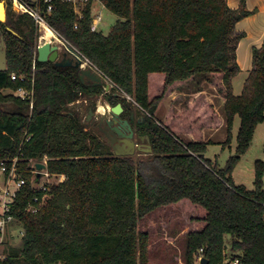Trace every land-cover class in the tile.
<instances>
[{
	"label": "trees",
	"instance_id": "trees-1",
	"mask_svg": "<svg viewBox=\"0 0 264 264\" xmlns=\"http://www.w3.org/2000/svg\"><path fill=\"white\" fill-rule=\"evenodd\" d=\"M99 1L118 18L106 35L90 30L91 3L78 20L70 5L53 1L45 22L108 78L118 95L81 83L74 67L38 62L37 25L30 16L14 17L8 11L6 22H0L7 61L6 71H0V160L20 157V174L26 180L9 211L22 225L21 249L0 264H148L147 235L137 232L138 222L185 201L196 210L191 221L204 226L185 235L184 264H193L199 249L208 264H222L226 239L231 258L240 264H264V164L255 163L253 190L236 186L230 176L264 121V41L252 49V69L241 94L232 92V79L239 73L236 45L244 36L235 32V25L251 12L243 0L236 10L226 0ZM46 6L41 4L44 13ZM11 74L32 77L31 111L28 101L2 95L5 89L29 87L11 81ZM198 76L221 92L225 144L234 116L240 119L235 156L223 169L204 159L210 142L202 141L200 126L191 128L199 117L195 106L200 98L178 117L180 123L172 119L175 129L155 117L165 90ZM123 94L145 112L142 119L134 118ZM95 97L111 106L121 104L120 118L138 136L148 137L152 153L115 157L78 114L64 112L82 98ZM186 129L192 141L177 136ZM44 157L48 173L65 180L50 188V199L38 213L30 214L25 208L41 193L31 189L29 160Z\"/></svg>",
	"mask_w": 264,
	"mask_h": 264
},
{
	"label": "rangeland",
	"instance_id": "rangeland-1",
	"mask_svg": "<svg viewBox=\"0 0 264 264\" xmlns=\"http://www.w3.org/2000/svg\"><path fill=\"white\" fill-rule=\"evenodd\" d=\"M4 3L6 14L10 11L14 17L19 16L13 11L9 2L7 0H0ZM83 7H81L82 9ZM92 16L96 14V12L101 13V22L99 24V30L102 34H108L109 30L113 26L114 22L118 20V18L110 13L107 9L103 8L101 5L97 3V1H93L91 4ZM6 22V19L5 21ZM1 22V23H4ZM34 30V40L37 45L42 44L43 41L40 39V31L39 26L35 27ZM63 42V41H62ZM61 51H64L62 48ZM206 81V82H203ZM203 83V84H202ZM211 83L212 87L209 85ZM104 85V84H103ZM186 85V86H185ZM205 86L206 91L203 95L210 97L211 100L208 99V103L214 109V112L219 115L223 114L222 106H221V96L220 91L214 85V82H209L201 78V76L193 78V80H189L186 84H183L175 91L171 93L170 89L165 90L163 92V100L158 104L155 117L161 122L167 109L169 107L176 106L182 112L188 111L187 105L188 99L191 98L190 94H181L178 96V90H182L184 93H188V91L194 90L196 88H202L201 86ZM209 87V88H208ZM109 93L119 94L118 90H114V88L110 87ZM232 92L234 96H239L242 92V89L236 88ZM162 93V92H161ZM160 90H154V94H161ZM214 95H212V94ZM9 90L2 91V95H9ZM176 94V95H175ZM183 98L184 100H180ZM98 99L101 100V103H98ZM86 100L82 98L80 103H76L74 107L67 106L64 109L65 113H74L78 114L81 118V122L88 126L87 129L93 130L98 137L101 135L97 131V117L100 115L97 113L98 104H107L109 105L102 97L92 98L91 104H84L82 101ZM131 103V109L133 116L136 120L142 119L144 115V111L141 110L132 100H127ZM202 101V100H201ZM201 101L197 102L195 106L196 111H198L202 118V111H204V107H201ZM79 105V106H78ZM84 105L86 106L84 108ZM88 105V106H87ZM161 105V106H159ZM194 109V107H193ZM92 110L97 116H92L88 121V111ZM202 110V111H201ZM165 111V112H164ZM85 126V127H86ZM212 126V125H211ZM240 126V119L237 115L234 116L231 128V136L228 144L224 142H217L222 133L219 131L215 134V137L208 142L205 148V152L203 153L204 159L211 162V164L216 165L218 169H223L229 160L230 157L235 156V148H236V136ZM216 126H213V128ZM214 132L207 131L206 136L209 134H213ZM221 133V134H220ZM180 139L183 141H190L188 137H184L182 133L177 134ZM99 137V138H100ZM226 139V138H225ZM192 141V140H191ZM138 142V141H137ZM143 155V153H139L136 156ZM261 162L264 164V121L259 123L253 133V137L251 143L247 150L239 156V159L234 164L230 176L233 183L236 186H244L247 190L254 189V180H255V163ZM261 188L264 189V168L261 171L260 175ZM182 203V204H180ZM187 204L185 202H179V204L166 206L159 208L145 216L142 220L138 222L137 232L145 233L147 235V259L148 264H184L182 259V254L184 250V241L185 235L189 232L194 231L196 228H199V224L191 221V216H196V210L192 205ZM4 238L0 243V259H3L5 256L12 254V252H17L21 249V237L23 235L22 225L12 220L6 227ZM229 240L226 239L225 244L229 246Z\"/></svg>",
	"mask_w": 264,
	"mask_h": 264
},
{
	"label": "built area",
	"instance_id": "built-area-1",
	"mask_svg": "<svg viewBox=\"0 0 264 264\" xmlns=\"http://www.w3.org/2000/svg\"><path fill=\"white\" fill-rule=\"evenodd\" d=\"M13 9V11L20 15H28L30 16L34 23L39 26V24L45 22V14H49L52 10V2L58 1L60 3L68 4L72 7L76 18L79 20L82 18V10L84 6L93 1H97L99 5L103 8V4L99 0H7ZM41 4H47L45 13L41 11ZM81 7H83L81 9ZM92 14V11H91ZM101 22V13L96 12L95 15H91V25L90 30L92 32H100L99 24ZM48 27V26H47ZM76 28V26H74ZM57 36V35H56ZM59 39V38H58ZM60 40V39H59ZM62 42V40H60ZM64 49L66 47H70L73 50V58L81 61L82 68H91L92 71L97 73L103 79V90L104 94L109 93L110 91L105 88V86L114 87L111 81L106 78L92 63H90L79 51L75 48L67 44L66 42H62ZM35 62H32V70H34ZM11 81H19L24 84H29V87L23 85L17 88L13 93L21 100H26L29 102V110L31 111L33 108V79L25 74L10 75ZM121 93V92H120ZM126 98V100H131L130 97L125 94L122 95ZM84 104H88L86 100L82 101ZM76 103H80V100ZM75 103V104H76ZM28 138H25L27 141ZM24 141V142H25ZM47 161L48 159L44 157L41 161L38 160H29V173L31 175V189L34 193H41V197L35 196L27 207L25 208V212L30 214L38 213L46 204V202L50 199V188L52 186H56L61 184L64 181V175H53L48 173L47 171ZM20 157H13L0 160V243L5 235L7 225L14 220L12 216L9 215V211L13 204L14 198L26 185V180L20 174ZM36 163H41L45 166L42 170H37L35 168ZM264 190V189H263ZM264 207V203H260ZM203 250L199 249L193 256V264H200L201 259L203 258ZM223 262L222 264H240L238 258H231V251L229 246L224 244L223 246ZM183 264V263H181Z\"/></svg>",
	"mask_w": 264,
	"mask_h": 264
},
{
	"label": "crops",
	"instance_id": "crops-1",
	"mask_svg": "<svg viewBox=\"0 0 264 264\" xmlns=\"http://www.w3.org/2000/svg\"><path fill=\"white\" fill-rule=\"evenodd\" d=\"M243 2H244L245 10L248 12H251V14L242 18L235 25V32L236 33H243L244 36L237 42V45H236V63H237L238 68H239V73L232 79L233 91L235 89V85H236V88L243 89L244 82H245L246 78L248 77L249 72L252 69V53H251L252 49L253 48H259L264 41V0H243ZM226 3L230 9L236 10L239 8V6L241 4V0H226ZM33 61L35 62V60H33ZM187 82H185L183 84H186ZM203 82H206V81H203ZM182 85L178 86L176 89H178L179 87L182 89V87H181ZM209 85L212 87L211 83H209ZM32 87H33V83H32ZM201 87H202L201 89L196 88L194 90L188 91V93H184L180 89L177 92L178 96H181V97H182L181 94H190L191 95V98L188 99V101L186 103L187 105H185L183 108H186L187 106L188 107L193 106L195 103V100L198 98H200L199 101L202 100L201 105H204L207 108L206 111H203V113H202L203 114L202 116L204 118H202V120H201V116L199 114V117L192 124L190 123L191 128L193 129L194 127L200 126L199 128H200V131L202 132V141L203 142L210 141L212 139V137H215V134L220 131L222 133V135L219 137L217 142H219V143L224 142L225 138H226V132H225V122H224L223 114L219 115L217 112L216 113L214 112V109L208 103V99L211 100L210 97L207 96V98H206V96L203 95V93H206V94L208 93L205 89L206 87L204 85ZM5 90H9V89H5ZM2 91H4V90H2ZM9 91H10L9 95L17 97L13 93L14 90L13 91L9 90ZM170 91H171V93H174L172 91H175V89H171ZM180 100L183 101L184 99L181 98ZM221 100H222L221 106H223L224 100H223V98H221ZM86 101L88 102V105L93 102L92 98H86ZM98 101H99L98 103H101L100 99H98ZM100 105L101 104H98L97 110H98ZM103 105H107V104H103ZM159 106H161V105H159ZM85 107L86 106L84 105V108ZM212 112H214L215 115ZM100 113L101 112H99V114ZM182 114H183V112L180 111L179 109H177L176 106L174 105V108L169 107L167 109L166 113L165 114L163 113L164 117H163L162 121L165 122V124L173 126L174 122L172 119H177L178 123H180L179 118ZM88 118H89V113H88L87 119ZM216 123H217V125H216ZM174 126H173V128H174ZM213 126H216V128L215 127L213 128ZM86 127H88V126H86ZM186 131H187L186 133H185V130H184V132H181L182 135H184V137H188L189 140H193L194 136L191 133H189L190 130L186 129ZM207 131H209V133L214 132V131H216V132L206 136V134H208V133H206ZM178 133L180 134L179 131L176 132V134H178ZM138 154L139 153H137L136 155H138ZM64 180H65V178H64ZM176 204H179V203H176ZM176 204H173V205H176ZM180 204H182V203H180ZM195 223H198L200 227L196 228L194 231H198V230L202 229L204 226V223H202V222H195Z\"/></svg>",
	"mask_w": 264,
	"mask_h": 264
},
{
	"label": "water",
	"instance_id": "water-1",
	"mask_svg": "<svg viewBox=\"0 0 264 264\" xmlns=\"http://www.w3.org/2000/svg\"><path fill=\"white\" fill-rule=\"evenodd\" d=\"M6 19V9L0 1V22ZM53 39L51 42H54ZM43 42L36 48V60L41 63L50 62L57 67H74L79 72L81 83H91L93 86H103V79L91 68H82L81 61L73 58V50L66 47L64 51L58 44ZM6 47L0 32V71H6ZM109 90V86H105ZM118 95V94H115ZM123 108L121 104L115 106L103 105V111L97 117L98 132L102 133L100 140L108 145L115 157H133L137 153L149 155L152 149L147 136H138L127 120L120 118ZM89 118L97 116L92 110L88 111ZM98 113V110H97ZM138 141V142H137ZM35 168L39 171L45 168L41 163H36ZM200 264H208V260L202 258Z\"/></svg>",
	"mask_w": 264,
	"mask_h": 264
},
{
	"label": "bare ground",
	"instance_id": "bare-ground-1",
	"mask_svg": "<svg viewBox=\"0 0 264 264\" xmlns=\"http://www.w3.org/2000/svg\"><path fill=\"white\" fill-rule=\"evenodd\" d=\"M39 31H40V39L43 42H51L53 39L54 42L52 44H58L61 48H64L63 43L58 39V37L53 33V31L47 27L44 23L39 24ZM103 111V106L100 105L98 108V112Z\"/></svg>",
	"mask_w": 264,
	"mask_h": 264
},
{
	"label": "flooded vegetation",
	"instance_id": "flooded-vegetation-1",
	"mask_svg": "<svg viewBox=\"0 0 264 264\" xmlns=\"http://www.w3.org/2000/svg\"><path fill=\"white\" fill-rule=\"evenodd\" d=\"M97 130H98V128H97ZM134 132H135V131H134ZM99 134L102 136V133L99 132ZM135 134H136V133H135ZM136 135H137V134H136Z\"/></svg>",
	"mask_w": 264,
	"mask_h": 264
}]
</instances>
